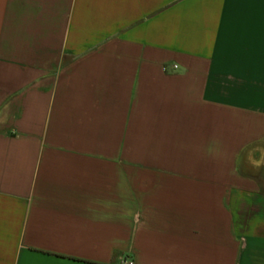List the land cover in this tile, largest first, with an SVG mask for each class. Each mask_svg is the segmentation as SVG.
<instances>
[{
	"label": "crops",
	"instance_id": "0c3cea01",
	"mask_svg": "<svg viewBox=\"0 0 264 264\" xmlns=\"http://www.w3.org/2000/svg\"><path fill=\"white\" fill-rule=\"evenodd\" d=\"M264 264V0H0V264Z\"/></svg>",
	"mask_w": 264,
	"mask_h": 264
},
{
	"label": "built area",
	"instance_id": "2783aa9c",
	"mask_svg": "<svg viewBox=\"0 0 264 264\" xmlns=\"http://www.w3.org/2000/svg\"><path fill=\"white\" fill-rule=\"evenodd\" d=\"M120 264H133V261L131 258H122Z\"/></svg>",
	"mask_w": 264,
	"mask_h": 264
}]
</instances>
